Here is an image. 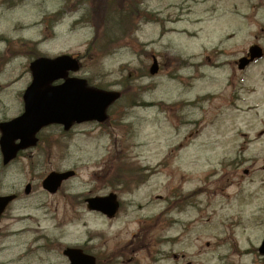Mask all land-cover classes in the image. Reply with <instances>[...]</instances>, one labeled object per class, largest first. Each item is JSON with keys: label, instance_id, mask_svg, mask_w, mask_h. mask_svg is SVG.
Listing matches in <instances>:
<instances>
[{"label": "rangeland", "instance_id": "obj_1", "mask_svg": "<svg viewBox=\"0 0 264 264\" xmlns=\"http://www.w3.org/2000/svg\"><path fill=\"white\" fill-rule=\"evenodd\" d=\"M71 2L0 0V122L21 113L40 53L78 57L77 77L121 98L105 125L50 127L7 167L0 155V195H21L0 222V261L21 257L41 232L101 248L114 264H183L170 253L264 264V62L237 70L252 44L264 49V0H104L98 15ZM126 13L131 25L104 46L117 31L107 16ZM66 170L76 176L55 195L41 189ZM110 192L121 203L114 220L86 210L85 198Z\"/></svg>", "mask_w": 264, "mask_h": 264}, {"label": "water", "instance_id": "obj_2", "mask_svg": "<svg viewBox=\"0 0 264 264\" xmlns=\"http://www.w3.org/2000/svg\"><path fill=\"white\" fill-rule=\"evenodd\" d=\"M261 53L260 49L252 47L250 59L243 58L239 61V70L244 69L254 58L261 57ZM78 69L77 61L68 56L41 58L30 64L32 81L22 96L24 112L16 119L0 124V151L4 165L14 159L19 151L34 147L37 143L36 134L49 125H61L67 131L73 124L106 121V110L118 99V94L87 88L85 80L67 78L69 72L74 73ZM157 71L158 65L153 59L150 74L154 75ZM59 80L64 82L51 86ZM16 141H19L17 145ZM73 175L72 171L51 173L43 181V189L55 193L61 183ZM29 190L30 187L27 186L25 193H29ZM12 199V196L0 198V214ZM86 203L88 210L100 212L108 218L114 217L118 210V203L113 194L87 199ZM66 253L72 264H81V261L88 260L82 258L78 251L70 250ZM259 253L264 255V241ZM89 262L93 264L91 259Z\"/></svg>", "mask_w": 264, "mask_h": 264}, {"label": "flooded vegetation", "instance_id": "obj_3", "mask_svg": "<svg viewBox=\"0 0 264 264\" xmlns=\"http://www.w3.org/2000/svg\"><path fill=\"white\" fill-rule=\"evenodd\" d=\"M69 0H66V2ZM123 3V1H121ZM232 35V34H231ZM232 37V36H231ZM264 60V57L261 60L254 61L250 66H253L257 64L259 61ZM232 66V63H231ZM232 72V67H231ZM232 77V73H231ZM18 156L17 158H19ZM16 196L15 200L8 205L6 208V211L12 208L13 204L16 203L21 195L20 192L14 193ZM25 197H27L25 195ZM35 235L33 238L28 242V244L25 246L24 251L21 254V257L19 255L13 259L7 260L6 262L0 261V264H22L26 259L29 258H36V261L32 262V264H69V260L67 259L66 255L64 254L65 250L68 248H74V249H80L82 253L92 256L95 259V264H114L112 262L113 254L111 256H108L104 254V252L101 250V248H98L97 250H93V247H88L85 245L81 246H71V245H65L62 246L59 243V237L54 236V238H49L45 234L41 232L34 233ZM135 247H138L136 245ZM0 252H2V249H0ZM121 251H116L115 253H118ZM120 258L124 255L123 252H121ZM171 258L175 261L182 260L183 264H189V262H185V256L183 254L180 255H171Z\"/></svg>", "mask_w": 264, "mask_h": 264}, {"label": "trees", "instance_id": "obj_4", "mask_svg": "<svg viewBox=\"0 0 264 264\" xmlns=\"http://www.w3.org/2000/svg\"><path fill=\"white\" fill-rule=\"evenodd\" d=\"M130 22L129 13L119 15L118 24L119 26H125Z\"/></svg>", "mask_w": 264, "mask_h": 264}]
</instances>
